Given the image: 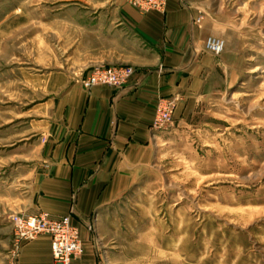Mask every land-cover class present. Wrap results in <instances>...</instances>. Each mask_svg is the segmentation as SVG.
I'll list each match as a JSON object with an SVG mask.
<instances>
[{"label":"rangeland","instance_id":"374dc122","mask_svg":"<svg viewBox=\"0 0 264 264\" xmlns=\"http://www.w3.org/2000/svg\"><path fill=\"white\" fill-rule=\"evenodd\" d=\"M114 1L0 0V132L18 129L12 137L0 135V150L43 139L32 135L30 125L41 118L36 108L48 98L38 80L64 69L73 84L82 85L89 70L134 68L91 64L95 53L74 45L81 13L96 14ZM194 3L200 7L196 24L207 14L228 21L227 32L213 36L226 42L216 56L234 64L232 79L186 113H175V104L165 128L154 129L153 121L159 131L153 159L114 204L106 224L95 220L92 226L102 264H264V0ZM168 99L157 101L155 118L157 105ZM26 154L20 152L19 163L32 157ZM1 157V167L9 166V158ZM9 194L10 186L2 202L8 210ZM4 238L0 264H14L16 248L5 249Z\"/></svg>","mask_w":264,"mask_h":264},{"label":"crops","instance_id":"0c3cea01","mask_svg":"<svg viewBox=\"0 0 264 264\" xmlns=\"http://www.w3.org/2000/svg\"><path fill=\"white\" fill-rule=\"evenodd\" d=\"M199 10L194 0H167L165 11L145 13L127 0H115L111 7L81 13L75 20L74 45L77 51L95 53L91 64H129L136 73L121 88L84 90L64 69L38 80L48 98L34 106L42 116L30 125L35 127L32 135L43 139L0 150V164L4 155L10 161L9 166L0 165V236L5 237V249L15 241L11 212H47L54 218L72 212L85 251L71 264H102L92 226L95 220L106 224L114 204L153 159L159 136L152 128L157 101L170 98L175 113H186L232 79L234 64L204 49L207 37L227 32L228 21L207 14L196 24ZM17 132L12 128L0 135ZM24 151L32 157L19 163ZM9 186L8 210L2 202ZM11 255L14 264H58L46 235L22 241L16 256L14 251Z\"/></svg>","mask_w":264,"mask_h":264},{"label":"built area","instance_id":"2783aa9c","mask_svg":"<svg viewBox=\"0 0 264 264\" xmlns=\"http://www.w3.org/2000/svg\"><path fill=\"white\" fill-rule=\"evenodd\" d=\"M134 5L151 10H162L163 0H131ZM199 21V20H198ZM204 48L213 55H220L226 48L223 38L210 36L204 42ZM135 69L132 67H110L89 70L82 80V85L91 89L95 86H109L121 88L131 80ZM175 103L168 99L165 105H157L158 115L154 120L153 128L160 130L171 123ZM14 232V256L22 241L34 240L39 236L46 235L51 239V252L53 259L58 264H71L75 259L84 254V245L79 236L78 228L73 225V216L69 214L60 218H54L47 212L36 214L9 215Z\"/></svg>","mask_w":264,"mask_h":264}]
</instances>
